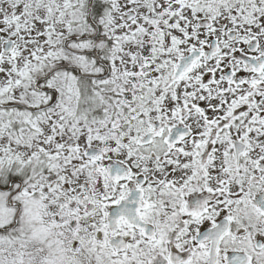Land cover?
Returning a JSON list of instances; mask_svg holds the SVG:
<instances>
[{
	"label": "snow or ice",
	"instance_id": "6c2138e0",
	"mask_svg": "<svg viewBox=\"0 0 264 264\" xmlns=\"http://www.w3.org/2000/svg\"><path fill=\"white\" fill-rule=\"evenodd\" d=\"M0 264H264V0H0Z\"/></svg>",
	"mask_w": 264,
	"mask_h": 264
}]
</instances>
